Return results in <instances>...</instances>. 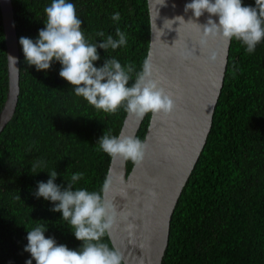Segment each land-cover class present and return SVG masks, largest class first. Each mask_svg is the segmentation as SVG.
Masks as SVG:
<instances>
[{"label":"trees","instance_id":"obj_1","mask_svg":"<svg viewBox=\"0 0 264 264\" xmlns=\"http://www.w3.org/2000/svg\"><path fill=\"white\" fill-rule=\"evenodd\" d=\"M19 48V96L12 118L0 133V264H25L27 231L45 225V237L79 250L75 238L53 203L37 198V182L54 181L62 188L74 173L83 178L73 189L100 192L110 159L98 139L120 131L126 111L105 113L77 96L59 76L58 61L50 69L29 66L19 44L35 40L46 22L51 0H11ZM82 20L81 31L94 44L116 28L127 43L97 51L100 60L115 58L132 64L129 86L142 70L149 48L147 0H67ZM255 0H242L254 6ZM120 13L118 22L112 14ZM103 31L104 37L97 32ZM8 88L7 59L0 11V110ZM90 117V118H89ZM150 112L136 137L143 141ZM133 163L127 160V172ZM36 172V173H34ZM112 248L106 234L101 240ZM32 264H35L33 260ZM123 264V262H122ZM162 264H264V39L255 51L231 40L227 68L204 148L177 201L170 221Z\"/></svg>","mask_w":264,"mask_h":264},{"label":"water","instance_id":"obj_2","mask_svg":"<svg viewBox=\"0 0 264 264\" xmlns=\"http://www.w3.org/2000/svg\"><path fill=\"white\" fill-rule=\"evenodd\" d=\"M190 2L147 0L146 60L152 65L153 79L171 95L175 108L167 115L150 112L142 141L147 144L144 157L129 172L122 157L110 159L107 198L115 205L117 217L107 235L112 247L123 254V264H162L172 214L206 143L223 86L231 41L225 43L206 32L202 25L208 13L199 18L191 10L185 13L184 6ZM0 11L8 76L1 133L18 102L19 48L12 1L0 0ZM177 16L183 19L175 20ZM9 56L18 58L16 66ZM145 115L126 113L118 136L135 138Z\"/></svg>","mask_w":264,"mask_h":264},{"label":"clouds","instance_id":"obj_3","mask_svg":"<svg viewBox=\"0 0 264 264\" xmlns=\"http://www.w3.org/2000/svg\"><path fill=\"white\" fill-rule=\"evenodd\" d=\"M164 4V0L162 3ZM191 10L192 16L199 18L208 13L207 23L202 25L206 32L218 36L225 43L235 39L246 46V52L255 51L256 45L264 39V0H255L254 6L243 5L242 0H191L184 6V12ZM46 22L38 30L35 40L21 36L19 44L25 62L37 71L48 70L54 61L61 65L59 76L74 86L77 96L83 97L90 105L105 113H115L123 107L129 114L142 118L145 114H170L175 108L171 95L153 79L152 65L145 60L142 70L136 73L134 82L129 81L134 66H122L115 59H104L101 66L94 65L100 60L98 49L115 50L127 43L126 34L116 28L113 39L90 44L81 31L82 20L76 15L73 3L67 0H51L45 7ZM218 19L214 21L212 17ZM183 19L180 16L175 20ZM118 22L120 13L112 14ZM191 20V19H190ZM104 32H97L104 37ZM16 66L18 58L9 56ZM90 118V117H89ZM99 149L109 157H122L133 164H139L144 157L147 144L139 138L129 136L102 135ZM36 173V172H34ZM58 173H49L46 182L38 181L34 195L53 203L51 211L60 212L68 222L77 240L82 241L79 250L57 244L52 237H45V225H38L27 231L24 251L30 253L25 264H122L123 254L118 249L109 248L101 240L113 227L117 209L107 198L110 182L105 181L100 192L73 189V184L83 178V173H74L71 182L63 188L54 183Z\"/></svg>","mask_w":264,"mask_h":264}]
</instances>
